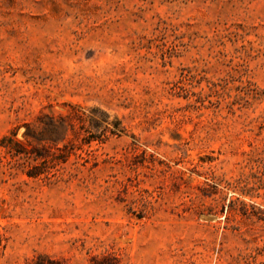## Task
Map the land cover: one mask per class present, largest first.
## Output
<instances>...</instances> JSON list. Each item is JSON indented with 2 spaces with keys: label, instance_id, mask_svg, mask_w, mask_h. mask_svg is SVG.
Wrapping results in <instances>:
<instances>
[{
  "label": "rangeland",
  "instance_id": "374dc122",
  "mask_svg": "<svg viewBox=\"0 0 264 264\" xmlns=\"http://www.w3.org/2000/svg\"><path fill=\"white\" fill-rule=\"evenodd\" d=\"M38 254L264 264V0H0V264Z\"/></svg>",
  "mask_w": 264,
  "mask_h": 264
},
{
  "label": "trees",
  "instance_id": "16d2710c",
  "mask_svg": "<svg viewBox=\"0 0 264 264\" xmlns=\"http://www.w3.org/2000/svg\"><path fill=\"white\" fill-rule=\"evenodd\" d=\"M9 150L14 151V153L16 154L23 152L19 144L17 143H15V146L10 147ZM39 172L40 171H33V172L27 171L28 175L30 176H35ZM26 264H68V263L63 259L55 258L47 254H38L34 258H32L30 261H28ZM91 264H118V260L116 257L109 255V254L102 255L99 257L93 256L91 257Z\"/></svg>",
  "mask_w": 264,
  "mask_h": 264
}]
</instances>
